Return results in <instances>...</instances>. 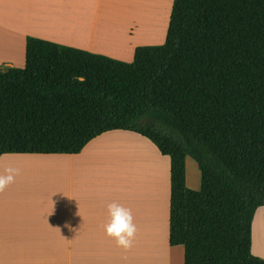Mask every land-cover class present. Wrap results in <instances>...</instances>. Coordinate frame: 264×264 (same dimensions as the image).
<instances>
[{
  "label": "trees",
  "instance_id": "obj_1",
  "mask_svg": "<svg viewBox=\"0 0 264 264\" xmlns=\"http://www.w3.org/2000/svg\"><path fill=\"white\" fill-rule=\"evenodd\" d=\"M133 131L171 164L170 243L186 264H264L251 256L264 206V0H174L163 45L134 61L37 37L26 65L0 68V157L76 155ZM202 168L186 186V158Z\"/></svg>",
  "mask_w": 264,
  "mask_h": 264
},
{
  "label": "crops",
  "instance_id": "obj_2",
  "mask_svg": "<svg viewBox=\"0 0 264 264\" xmlns=\"http://www.w3.org/2000/svg\"><path fill=\"white\" fill-rule=\"evenodd\" d=\"M113 3L114 0H0V68L17 67L18 50L23 57L24 39L27 42L28 36L83 47L60 41L35 24L25 35L22 26L30 12L33 21L41 20L36 18L41 13L47 17L60 6L100 17ZM136 28L135 23L126 28L130 45ZM133 50L134 47L131 54ZM90 52L107 54L91 45ZM128 148H134L133 154L148 151L161 165L163 175L131 191L129 183L136 176L128 165L133 157L128 156ZM125 159L129 173L124 174L121 193L120 162ZM191 159L186 158V186L201 191L203 174L201 189L188 182ZM7 166L19 169V174L0 192V264H186V246L170 243L171 160L147 137L113 130L92 140L76 155L4 154L0 157V174ZM113 202L131 210L137 229L131 248L118 246L107 235L108 205ZM65 222L76 230L68 231L63 227Z\"/></svg>",
  "mask_w": 264,
  "mask_h": 264
},
{
  "label": "bare ground",
  "instance_id": "obj_3",
  "mask_svg": "<svg viewBox=\"0 0 264 264\" xmlns=\"http://www.w3.org/2000/svg\"><path fill=\"white\" fill-rule=\"evenodd\" d=\"M167 2V0H118L109 9L102 12L100 17L87 12L65 10L60 15L49 13L45 18H50V22L55 20L56 24L60 22V25L55 24L56 29H63L68 36L75 33L101 47L121 49L128 44L125 39V31L129 24L140 25L145 37L163 36L164 20L162 18L163 14L167 13ZM43 16L45 15L40 14V17L36 18L42 20ZM128 165L132 166L136 176L135 181L129 183L131 191L143 187L150 178L163 175L161 165L148 151L133 154L132 163ZM120 166L122 174L120 190L123 193L124 174L129 172L126 171L124 161ZM194 176L196 177V173ZM253 242L257 254L264 253V216L260 220L257 218Z\"/></svg>",
  "mask_w": 264,
  "mask_h": 264
},
{
  "label": "rangeland",
  "instance_id": "obj_4",
  "mask_svg": "<svg viewBox=\"0 0 264 264\" xmlns=\"http://www.w3.org/2000/svg\"><path fill=\"white\" fill-rule=\"evenodd\" d=\"M115 1H118V0H114L113 5L115 4ZM167 1H168L166 4L167 13L165 12L163 14V18H162V20H164L163 36L153 35L151 37H145L146 35H144L142 33V29H141L140 25L136 24L137 28H136V32L134 34V38H133L131 45L129 44V41L126 39V36H125V39H126L128 44L126 47H123V48L121 47V49H115V48L107 49L105 47H101L100 45H96L95 43L90 42V40L87 41V38L82 37V36L75 34V33H72L71 35L68 36V35H66V33H64L63 29H56L55 20H53V22H50V18L48 19V18H45L43 16L42 20L33 21L32 20V17H33L32 12H30L28 14V21L25 22V24L22 26L24 29L23 33L26 32L25 35H27V31H30V33H31V30H32L31 28H33V24H35L36 27L39 28L40 31L49 32L53 36L58 37L57 39L60 41H66L68 43H76V44L83 45V47L81 48L83 50L90 51V45H91L94 48H99L103 51H106L107 54H103V55H106V56H109V57H112L115 59H119V60H122L125 62H133L134 56H135V51L138 47H141V46H158V45H163L166 42L174 0H167ZM64 8H65V6H60L59 8L56 7V9H54L56 12H52L50 14L60 15L61 13H64V11L66 10ZM79 12H82V11H79ZM86 12L91 13L90 11H86ZM43 15L46 16V14H43ZM12 16H15V15H12ZM9 25H12L11 22H9ZM41 25H43V26H41ZM56 25H60V22H58ZM28 37H30V36H28ZM31 37H34V36H31ZM19 45H20V43H19ZM62 45H65V44H62ZM66 46H70V45H66ZM70 47H72V46H70ZM132 47H134V50H133V53L131 54V48ZM23 51H24V56L21 57L20 48L18 50L17 60L15 63V66H17V67H24L25 63H26V58H25L26 40L25 39H24ZM0 65H2V63ZM1 69H6V67H1ZM125 146L133 147L132 144H126ZM133 149L134 148H128V150H127L129 152L128 156H132V154L134 152H136ZM165 156H168L171 160V157L169 155H165ZM191 160H192L191 163L188 165V178H189L188 182H189V184L194 183V185L196 187H200V189H201V187H202V174H203V172L201 170L202 169L201 165L195 159L192 158ZM124 163L125 164L127 163V159H125ZM129 163L130 164L132 163V158H129ZM171 164H172V160H171ZM195 173H196V177L194 176ZM262 214H264V206L258 208V210L256 211V215L254 217L255 226H254V221H253L250 254H251V256L264 261V253L257 254L256 249H254V242H253L254 232H255V227H256V221H257L256 216L260 220L262 217ZM256 239H255V241H256Z\"/></svg>",
  "mask_w": 264,
  "mask_h": 264
},
{
  "label": "clouds",
  "instance_id": "obj_5",
  "mask_svg": "<svg viewBox=\"0 0 264 264\" xmlns=\"http://www.w3.org/2000/svg\"><path fill=\"white\" fill-rule=\"evenodd\" d=\"M18 174L19 169L11 166L5 167L4 174H0V192L13 183ZM108 213L110 220L106 225L107 235L113 237L118 246L125 249L131 248L137 231L131 210L113 202L108 205ZM63 227L70 232L76 230L69 222H65Z\"/></svg>",
  "mask_w": 264,
  "mask_h": 264
}]
</instances>
